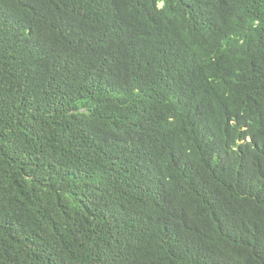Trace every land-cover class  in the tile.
Returning <instances> with one entry per match:
<instances>
[{
	"label": "trees",
	"instance_id": "1",
	"mask_svg": "<svg viewBox=\"0 0 264 264\" xmlns=\"http://www.w3.org/2000/svg\"><path fill=\"white\" fill-rule=\"evenodd\" d=\"M0 264H264V0H0Z\"/></svg>",
	"mask_w": 264,
	"mask_h": 264
}]
</instances>
